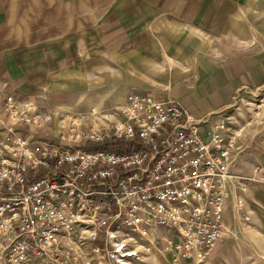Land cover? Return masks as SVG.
I'll return each mask as SVG.
<instances>
[{
	"label": "built area",
	"instance_id": "obj_1",
	"mask_svg": "<svg viewBox=\"0 0 264 264\" xmlns=\"http://www.w3.org/2000/svg\"><path fill=\"white\" fill-rule=\"evenodd\" d=\"M32 106L6 99L0 264H126V238L159 231L172 259L203 261L224 235L232 182L248 190L231 170L243 136L231 115L197 118L170 95L136 92L41 136L52 114L30 117Z\"/></svg>",
	"mask_w": 264,
	"mask_h": 264
},
{
	"label": "crops",
	"instance_id": "obj_2",
	"mask_svg": "<svg viewBox=\"0 0 264 264\" xmlns=\"http://www.w3.org/2000/svg\"><path fill=\"white\" fill-rule=\"evenodd\" d=\"M262 90L264 0H0L2 141L12 95L41 118L60 107L103 111L151 92L202 118ZM252 142L248 127L231 170L264 183V139ZM238 192L232 182L226 224L243 202Z\"/></svg>",
	"mask_w": 264,
	"mask_h": 264
},
{
	"label": "rangeland",
	"instance_id": "obj_3",
	"mask_svg": "<svg viewBox=\"0 0 264 264\" xmlns=\"http://www.w3.org/2000/svg\"><path fill=\"white\" fill-rule=\"evenodd\" d=\"M90 112L85 109L60 107L53 110L51 119L41 121L39 132L44 135L61 134L68 130L76 118L75 113ZM98 112H101L98 110ZM233 116L240 128L252 130L253 145L256 147L264 139V90L255 95H243L234 100L233 105L224 112ZM100 117V115H98ZM99 125L102 119L99 118ZM3 130L0 129V143ZM252 161L258 162L252 158ZM246 176L248 180L246 192L239 193L243 207L238 206L227 221L224 235L203 261L177 260L163 252L164 232L159 231L153 236L126 238L127 250L136 252L125 259L126 264H264V183L256 182L259 177L253 174ZM264 176V175H263ZM245 177V176H244ZM250 188V189H249ZM226 211V209H225ZM159 235V236H158ZM133 237V236H132ZM90 257L98 259L96 254ZM102 264H112L102 259ZM120 264V263H115Z\"/></svg>",
	"mask_w": 264,
	"mask_h": 264
},
{
	"label": "bare ground",
	"instance_id": "obj_4",
	"mask_svg": "<svg viewBox=\"0 0 264 264\" xmlns=\"http://www.w3.org/2000/svg\"><path fill=\"white\" fill-rule=\"evenodd\" d=\"M134 253L135 252H129V253L126 254V256H132V255H134Z\"/></svg>",
	"mask_w": 264,
	"mask_h": 264
}]
</instances>
